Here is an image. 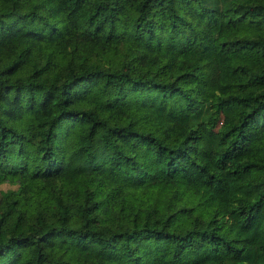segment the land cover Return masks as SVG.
Masks as SVG:
<instances>
[{
	"label": "trees",
	"instance_id": "obj_1",
	"mask_svg": "<svg viewBox=\"0 0 264 264\" xmlns=\"http://www.w3.org/2000/svg\"><path fill=\"white\" fill-rule=\"evenodd\" d=\"M0 264H264V0H0Z\"/></svg>",
	"mask_w": 264,
	"mask_h": 264
},
{
	"label": "rangeland",
	"instance_id": "obj_2",
	"mask_svg": "<svg viewBox=\"0 0 264 264\" xmlns=\"http://www.w3.org/2000/svg\"><path fill=\"white\" fill-rule=\"evenodd\" d=\"M191 23L202 31L205 37H209L214 30L215 20L203 9L195 5L186 6L183 10ZM263 31V27L247 17H241L236 20L231 19L224 29L227 35L236 34H257ZM206 59V78L214 84L231 83L235 76L232 66L236 62H245L248 54L242 49L228 50L226 52L214 55L207 51L204 53Z\"/></svg>",
	"mask_w": 264,
	"mask_h": 264
}]
</instances>
